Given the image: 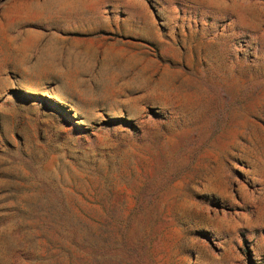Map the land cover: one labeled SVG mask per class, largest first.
<instances>
[{
    "label": "rangeland",
    "instance_id": "374dc122",
    "mask_svg": "<svg viewBox=\"0 0 264 264\" xmlns=\"http://www.w3.org/2000/svg\"><path fill=\"white\" fill-rule=\"evenodd\" d=\"M0 264H264V0H0Z\"/></svg>",
    "mask_w": 264,
    "mask_h": 264
},
{
    "label": "crops",
    "instance_id": "0c3cea01",
    "mask_svg": "<svg viewBox=\"0 0 264 264\" xmlns=\"http://www.w3.org/2000/svg\"><path fill=\"white\" fill-rule=\"evenodd\" d=\"M56 37H54L55 41L57 42V45H54V42H52V49H58V51L60 52V49H63L64 47L66 49H68V46H69V43H71L69 40L70 37H69V34H56L55 35ZM73 43L76 45V46H81L83 45V39L81 37H77L76 39L73 40ZM60 62H64L63 59L62 61ZM58 62V63H60Z\"/></svg>",
    "mask_w": 264,
    "mask_h": 264
}]
</instances>
